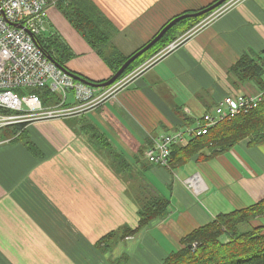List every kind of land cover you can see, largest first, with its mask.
Returning <instances> with one entry per match:
<instances>
[{
    "label": "crops",
    "instance_id": "obj_1",
    "mask_svg": "<svg viewBox=\"0 0 264 264\" xmlns=\"http://www.w3.org/2000/svg\"><path fill=\"white\" fill-rule=\"evenodd\" d=\"M91 1L119 30L113 46L130 56L171 19L217 0ZM60 11L48 9L46 27L66 41L71 58L65 68L91 82L108 81L111 68ZM246 51H264V0L236 5L104 107L88 112L91 119L28 125L26 140L39 147L37 155L21 139L1 145L0 264H80L81 256L87 262L103 256L101 264H115L124 256L129 264H161L194 229L264 199V145L249 146L244 140L223 155L178 168L151 165L145 157L162 137L195 129L227 95L259 94L252 84L235 83L228 74ZM111 150L133 168L117 172ZM127 173L168 197L170 213L102 254L97 243L103 237L137 225V183L131 184ZM193 176L200 183L197 191L186 184Z\"/></svg>",
    "mask_w": 264,
    "mask_h": 264
},
{
    "label": "trees",
    "instance_id": "obj_2",
    "mask_svg": "<svg viewBox=\"0 0 264 264\" xmlns=\"http://www.w3.org/2000/svg\"><path fill=\"white\" fill-rule=\"evenodd\" d=\"M85 1L61 0L57 7L60 8H58L59 10L62 9V13L72 27L77 32H81L82 37H86L84 38L93 50L99 56H103L102 59L111 68L114 76L126 61L140 51L141 48L143 49L148 43L130 56L122 55L111 44L113 40L112 36L114 37V31H116L114 26L110 25V21L106 19L100 10L90 3V0L89 4L88 0L87 3ZM216 2L199 11L210 7ZM62 3L64 4L62 5ZM213 12H209L200 17H189L177 22L164 34L157 44L137 58L120 78L123 79L151 57L161 50L163 51L170 44L178 40L179 37L185 35L204 21ZM175 18L171 19L168 23ZM110 26L113 28H110ZM112 29L114 30L112 31ZM107 33H110V37ZM57 42L59 43V41L53 40L52 38L48 40V38H44L43 36L37 38V44L47 57L51 56L59 65L65 68L66 62L71 58V53L68 51L66 45L60 42V45L63 44V46H59ZM61 47H63V50H60ZM101 48L105 53L101 51ZM228 74L234 79L235 83L240 85L246 83L252 84L259 93H262L261 103L252 111L240 113L233 118L219 121L209 129L207 135L193 136L185 146H173L168 158L170 167L178 168L193 159L200 162L223 155L244 140H248L249 146L264 145V51L260 53L253 51L244 52L235 64L231 66ZM35 93L38 95L42 94L41 97L46 98L47 102L45 101V104L48 103V105L56 103L58 100L56 95H52L45 89H35ZM50 97L52 98L50 99ZM19 125L15 126V132L20 131L21 134H25L24 129L26 124ZM21 134L17 140L21 139L24 141L23 144L26 148L32 154L37 155L39 152L38 148L34 143H31V141L29 143V140H26V134ZM102 141L106 143V140L102 139ZM111 158L112 166L119 173L128 172V168L130 170L133 168L127 158L116 154L113 150H111ZM126 176L131 181V184L137 183V193L134 195L137 205V225L134 227L128 225L123 226L103 237L97 243V248L100 249L102 254L113 249L116 241L135 237L153 221L165 219L170 213L171 202L168 197L159 192L147 180L130 173H127ZM261 217H264V199L245 209L235 210L227 214H219L210 223L194 229L184 236L180 240V248L170 252L161 264H264V226L257 227L251 224ZM115 264H129V259L127 256H124L118 259Z\"/></svg>",
    "mask_w": 264,
    "mask_h": 264
},
{
    "label": "built area",
    "instance_id": "obj_3",
    "mask_svg": "<svg viewBox=\"0 0 264 264\" xmlns=\"http://www.w3.org/2000/svg\"><path fill=\"white\" fill-rule=\"evenodd\" d=\"M60 1L0 0V130L19 124H26V128L33 123L64 120L94 111L115 98L130 81L243 0L227 2L132 75L103 89L74 80L52 62L37 44V38L47 30L48 9L56 8ZM35 89H45L56 95L57 102L45 104L46 98L35 93ZM261 101L262 94H229L212 112L206 113L198 121L195 129L162 137L146 151L145 156L152 165L167 167L174 145L184 146L188 144L189 137L207 135L209 129L219 121L252 111ZM20 134L18 131L13 137L0 140V146L17 139ZM196 179L197 176H193L186 181L191 188L195 187V191L198 187Z\"/></svg>",
    "mask_w": 264,
    "mask_h": 264
},
{
    "label": "water",
    "instance_id": "obj_4",
    "mask_svg": "<svg viewBox=\"0 0 264 264\" xmlns=\"http://www.w3.org/2000/svg\"><path fill=\"white\" fill-rule=\"evenodd\" d=\"M227 1H229V0H219L215 4L211 5L210 7L206 8V9H204L202 11H199V12H196V13H192V14L181 15V16L175 18L173 21L168 23L151 42H149L143 49L138 51L134 56H132L128 61H126V63L120 68V70L117 73L114 74V76H112L108 81H105V82H102V83H95V82H91V81H89L87 79H84L81 76H79V75H77L75 73H72V72L68 71L66 68H64L63 66L59 65L51 56H48V58L52 62H54L60 69L65 71L67 74H69L74 80H76L78 82H81L83 84H86V85H88V86H90L92 88H95V89L106 88V87H109L112 84H114L123 75V73L126 71V69L137 58H139L143 53H145L151 47H153L164 36V34L170 28H172V26L175 25L177 22H179V21H181L183 19L189 18V17H200V16H203V15H205V14H207L209 12H212L213 10L217 9L218 7H220L221 5H223ZM18 27L22 28L21 26H18Z\"/></svg>",
    "mask_w": 264,
    "mask_h": 264
},
{
    "label": "rangeland",
    "instance_id": "obj_5",
    "mask_svg": "<svg viewBox=\"0 0 264 264\" xmlns=\"http://www.w3.org/2000/svg\"><path fill=\"white\" fill-rule=\"evenodd\" d=\"M229 1H231V0H229ZM229 1H227V2H229ZM244 1V0H243ZM227 2H225V4L227 3ZM223 6V5H222ZM214 12H215V10H213ZM60 13H61V11H60ZM63 14V13H62ZM212 15V14H211ZM211 15H209V16H211ZM63 17H64V14L62 15ZM208 16V17H209ZM207 17V18H208ZM50 31V32H49ZM79 35L81 36V34L79 33ZM43 37L44 38H52L53 40H56V39H58V40H56V41H59V42H62L63 44L66 42L64 39H63V37H62V35L59 33V32H57L56 31V29L54 28V29H47L46 30V32L44 33V35H43ZM57 37V38H56ZM82 37V36H81ZM87 41V40H86ZM162 51V50H161ZM160 51V52H161ZM159 52V53H160ZM158 54V53H157ZM156 54V55H157ZM156 55H154L153 57H151L149 60H151L152 58H154ZM149 60H147L146 62H148ZM146 62H144L141 66H139V67H137L135 70H133L132 72H130L129 74L130 75H132L134 72H136L139 68H141L144 64H146ZM127 75L126 77H128V76H130V75ZM126 77H124V78H126ZM123 78V79H124ZM132 81H130L126 86H128L130 83H131ZM125 86V87H126ZM29 92H32V90L31 89H29ZM84 118H83V117ZM78 119H86V120H88V119H91L90 118V116H88V114H84V115H77V116H73V117H69V118H66L64 121H66L69 125H72V124H74V122L76 121V120H78ZM201 119V118H200ZM73 120V121H72ZM6 129H8V130H6ZM12 129V130H11ZM16 130L15 129V127H9V128H4V129H2V130H0V139L1 140H4L3 138L5 137H7V138H11V137H13V136H15L16 134L14 133L15 131L14 130ZM3 133V136L1 135ZM5 134V135H4ZM190 138V137H189ZM199 184L200 183H197V186H199ZM195 187H192L191 189L193 190ZM130 193V192H129ZM136 221H137V219H136ZM256 221V224H258V225H263L264 226V217H261V218H259L258 220H255ZM255 221H253L251 224L254 226V222ZM156 233V232H155ZM179 248H180V245H179ZM81 256V255H80ZM95 259V262H87V259L85 258V257H83V256H81L80 258H79V260H80V264H101V262L103 261V256L102 257H96V258H94Z\"/></svg>",
    "mask_w": 264,
    "mask_h": 264
},
{
    "label": "bare ground",
    "instance_id": "obj_6",
    "mask_svg": "<svg viewBox=\"0 0 264 264\" xmlns=\"http://www.w3.org/2000/svg\"><path fill=\"white\" fill-rule=\"evenodd\" d=\"M90 1H91V0H90ZM90 1L88 0V4H89ZM85 2L87 3V0H86ZM90 3L93 4L92 1H91ZM63 4H64V3H62V5H63ZM94 5H95V4H94ZM59 6H60V4H59ZM64 6H65V5H64ZM58 8H59V7H58ZM59 9H60V8H59ZM98 9H99V8H98ZM99 10H100V9H99ZM59 11H60V10H59ZM61 12H62V9H61ZM100 12H101V11H100ZM101 13H103V12H101ZM103 15H104V13H103ZM104 16H105V15H104ZM106 19H107V17H106ZM110 25H112L111 22H110ZM113 26H114V25H113ZM110 28H113V27L110 26ZM114 28H115V26H114ZM109 30H110V29H109ZM113 30H114V29H112V31H113ZM75 31H76V30H75ZM110 31H111V30H110ZM116 31L118 32L119 30L117 29ZM116 31H114V33H117ZM80 33H81V32H80ZM110 33H112V32H110ZM110 33H107L108 36H109ZM82 34H83V33H82ZM112 34H113V33H112ZM112 34H111V35H112ZM114 36H115V35H114ZM84 37H85V36H84ZM109 37H110V36H109ZM56 38H57V37H56ZM85 38H86V37H85ZM112 38H113V36H112ZM48 40H49V38H48ZM56 40H58V39H56ZM76 40H77V39H76ZM44 41H45V40H44ZM88 41H90V40H88ZM150 41H151V40H150ZM41 42H43V41H41ZM57 43H58V42H57ZM61 43H62V42H61ZM110 43H111V42H110ZM148 43H149V42H148ZM42 44H43V43H42ZM52 44H53V43H52ZM52 44H51V45H52ZM79 44H80V43H79ZM111 44H112V43H111ZM156 44H157V43H156ZM47 45H48V44H47ZM55 45L57 46L56 43H55ZM58 45H59V46H63V44L60 45V42L58 43ZM64 45H65V43H64ZM87 45H88V44H87ZM91 45H92V44H91ZM112 45H113V44H112ZM56 46H54V47H56ZM88 46H89V45H88ZM80 47H82V46H80ZM144 47H145V46H144ZM62 48H63V47H61L60 50H61ZM87 48H88V47H87ZM97 48H98V47H97ZM49 49H50V48H49ZM112 49H113V48H112ZM114 49H115V48H114ZM141 49H142V48H141ZM62 50H63V49H62ZM98 50H99V49H98ZM115 50L117 51V49H115ZM68 51H70V50H68ZM101 51H103L102 48H101ZM57 52H58V51H57ZM64 52H66V51H64ZM103 52H104V51H103ZM106 52H107V51H106ZM118 52H119V50H118ZM60 53H61V51H60ZM67 53H69V52H67ZM104 53H105V52H104ZM120 53H121V52H120ZM64 54H65V53H64ZM67 56H68V55H67ZM69 56H70V55H69ZM61 57H62V56H61ZM102 57H103V56H102ZM65 58H66V57H65ZM65 58H64V59H65ZM55 61H56V60H55ZM63 61H64V60H63ZM76 74H77V73H76ZM120 79H121V78H120ZM92 82H93V81H92ZM34 92H35V91H34ZM42 93H43V92H42ZM44 94H45V93H44ZM41 95H42V94H41ZM41 95H40V96H41ZM48 95H49V94H48ZM51 98H52V97H50V99H51ZM53 99H54V98H53ZM53 99H52V100H53ZM48 100H49V99H48ZM52 100H51V101H52ZM56 100H57V99H56ZM104 106H105V104L103 105V107H104ZM103 107H102V108H103ZM100 109H101V108H100ZM88 116H89V115H88ZM82 117H83V116H82ZM84 117H85V116H84ZM84 117H83V118H84ZM90 118H91V117H90ZM72 121H73V120H72ZM64 122H66V121H64ZM86 122H87V121H86ZM19 126H20V125H19ZM20 127H21V126H20ZM21 128H22V127H21ZM6 130H8V129H6ZM11 130H12V129H11ZM13 130H14V129H13ZM14 131H15V130H14ZM25 132H26V131H25ZM30 132H31V131H30ZM15 133H16V132H15ZM26 133H29V131L26 132ZM1 135L3 136V133H2ZM4 135H5V134H4ZM21 135H25V134H21ZM26 135H27V134H26ZM27 136H28V135H27ZM30 136H31V134H30ZM30 136H29V137H30ZM0 137H1V136H0ZM3 137H4V136H3ZM29 137H28V138H29ZM6 138H7V137H6ZM6 138L4 137L3 139H6ZM20 138H21V137H20ZM23 138H24V137H23ZM25 138H27V137L25 136ZM17 139H18V138H17ZM0 140H1V139H0ZM23 140H24V139H23ZM13 141H14V140H13ZM34 141H35V140H34ZM39 141H40V140H39ZM17 142H18V140H17ZM21 142H22V141H21ZM15 143H16V142H15ZM29 143H30V141H29ZM31 143H32V142H31ZM35 143L39 144L38 141L35 142ZM38 148H39V147H38ZM40 151H41V149H40ZM30 152H31V151H30ZM42 158H43V157H42ZM196 182H198V181L196 180Z\"/></svg>",
    "mask_w": 264,
    "mask_h": 264
}]
</instances>
